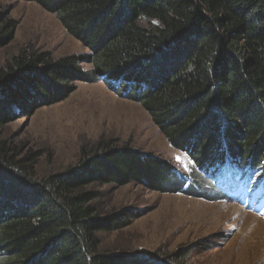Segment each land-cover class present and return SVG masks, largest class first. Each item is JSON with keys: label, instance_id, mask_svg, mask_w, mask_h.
Instances as JSON below:
<instances>
[{"label": "trees", "instance_id": "1", "mask_svg": "<svg viewBox=\"0 0 264 264\" xmlns=\"http://www.w3.org/2000/svg\"><path fill=\"white\" fill-rule=\"evenodd\" d=\"M29 1L89 51L54 60L23 50L0 68V264H152L102 249L101 233L128 219L101 213L96 188L167 191L183 181L173 165L99 141L82 148L78 165L38 182L3 129L15 110L34 113L68 98L75 81L105 77L125 83V93L143 87L131 97L175 149L195 150L200 171L231 162L264 171V0ZM15 30L16 20L0 11V48ZM190 177L184 193L212 189ZM166 259L185 264L182 256Z\"/></svg>", "mask_w": 264, "mask_h": 264}, {"label": "rangeland", "instance_id": "2", "mask_svg": "<svg viewBox=\"0 0 264 264\" xmlns=\"http://www.w3.org/2000/svg\"><path fill=\"white\" fill-rule=\"evenodd\" d=\"M0 11L16 20L12 40L0 48V68L23 50L47 53L54 60L89 51L55 14L33 1L0 0ZM75 82L77 89L68 98L34 113L15 110L3 129V138L17 149V158L32 161L33 179L42 182L78 165L83 147L112 141L115 147L127 145L170 163L181 174L211 187L195 150L175 149L140 101L131 97L137 86L125 93V83L114 85L105 77L94 83ZM143 89L137 87L139 92ZM183 185L174 182L163 192L139 183L96 188L101 192L96 200L101 213L128 219L123 227L101 233L102 249L152 264H170L167 255L182 256L185 264H264L262 215L214 198L209 188L202 192L193 186L184 193Z\"/></svg>", "mask_w": 264, "mask_h": 264}, {"label": "snow or ice", "instance_id": "3", "mask_svg": "<svg viewBox=\"0 0 264 264\" xmlns=\"http://www.w3.org/2000/svg\"><path fill=\"white\" fill-rule=\"evenodd\" d=\"M180 157H177V159H179Z\"/></svg>", "mask_w": 264, "mask_h": 264}]
</instances>
